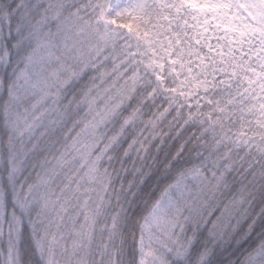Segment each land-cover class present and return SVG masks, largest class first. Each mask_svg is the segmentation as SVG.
I'll list each match as a JSON object with an SVG mask.
<instances>
[{
    "label": "snow or ice",
    "instance_id": "1",
    "mask_svg": "<svg viewBox=\"0 0 264 264\" xmlns=\"http://www.w3.org/2000/svg\"><path fill=\"white\" fill-rule=\"evenodd\" d=\"M56 247L64 264H264V0L0 14V264Z\"/></svg>",
    "mask_w": 264,
    "mask_h": 264
},
{
    "label": "trees",
    "instance_id": "2",
    "mask_svg": "<svg viewBox=\"0 0 264 264\" xmlns=\"http://www.w3.org/2000/svg\"><path fill=\"white\" fill-rule=\"evenodd\" d=\"M33 0H0V14L4 13L5 10L16 18L25 16L28 12V8L31 6ZM191 233H189L190 235ZM201 241L203 237L200 238ZM193 261L195 256L192 257Z\"/></svg>",
    "mask_w": 264,
    "mask_h": 264
},
{
    "label": "rangeland",
    "instance_id": "3",
    "mask_svg": "<svg viewBox=\"0 0 264 264\" xmlns=\"http://www.w3.org/2000/svg\"><path fill=\"white\" fill-rule=\"evenodd\" d=\"M152 243L155 247H159L158 244H156L155 239L152 240ZM146 245H147V240H146ZM165 249H160V252H164ZM62 249L60 247H56L54 249V259H53V264H64V258L61 255ZM149 259H155V256ZM156 264H160V261L157 259Z\"/></svg>",
    "mask_w": 264,
    "mask_h": 264
}]
</instances>
